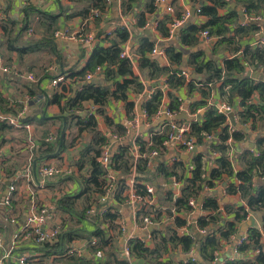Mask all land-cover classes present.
I'll return each instance as SVG.
<instances>
[{
  "label": "trees",
  "instance_id": "1",
  "mask_svg": "<svg viewBox=\"0 0 264 264\" xmlns=\"http://www.w3.org/2000/svg\"><path fill=\"white\" fill-rule=\"evenodd\" d=\"M74 1V0H71ZM155 0H145L142 10L134 13L136 26L141 29H146L148 22L147 15L155 12ZM193 4L199 5V16L206 18L203 25H190L185 27L180 34V43L183 47L189 49L186 62H183L182 51H177L173 46L164 49V54L169 62V66H163L159 60L151 59L149 53L155 47V41L148 36L141 34L139 45L135 54L138 57L139 71L147 77L148 80L158 83L160 76H166L165 83L171 92L167 93L169 98V109L178 111V98L173 95L172 91L186 86L188 93L191 94L197 91L202 100L197 101L189 106L190 114H196L198 110L204 108V113L200 121L190 122V136L196 139L197 145H208L209 151L216 152L218 157L214 159V166L207 172L205 160L202 154H198L191 158L193 168L190 171L189 177H184L183 161L167 164L166 162L159 163L154 172H149L147 161L144 158H139L134 161L129 155L127 146L119 145L115 148V152L111 157L110 169L116 174L117 191L114 201L120 203L123 198L122 194L126 190V179L134 172L136 174L137 192L144 195V182L151 183L157 180V177L170 179L175 176L182 182L180 195L173 197V192L168 187L160 189L158 201L161 205H168L173 208L176 213L189 214L191 208L188 206L189 198H195L196 202L201 200L198 211L210 213L206 215H195L194 225H189V235L178 234L177 229L185 226L186 221L175 218L174 224L167 227L164 231L153 230L151 232L152 247H147L137 239L128 242L130 254L132 258L140 260L141 264H169L163 261V257L176 249H180L182 253H189L191 250H196L197 256L194 260L187 258L184 262L178 264H213L216 259V254L221 248V243L228 242L236 234V223L241 222L246 218L247 212L243 206L231 209L229 205L223 207L224 211L233 213V220H226L225 223H220L221 210L217 197L212 191L217 185H221L227 181L226 193L232 197L238 195L247 206L248 210L256 212L264 209V185L254 187V178H264V44H260L255 40V35L260 31V26L256 22H246L240 24L241 17L237 11V7L241 8L244 15L247 17H263L264 18V0H190ZM94 10L98 11V16L91 14V18L96 22H101V18L105 13L110 11L111 6L107 5L104 0H93ZM140 0H119V10L124 17L132 14ZM234 3L236 8H231ZM61 10H63L61 8ZM226 12L221 15L220 11ZM39 16L38 28L43 31V37L39 40H24L23 34L30 27L31 18L29 14L24 19L20 27H16L14 21H7V26L3 27L4 41L1 46L8 54L15 53L19 62L28 54H37L44 52L47 55L54 57L55 63L60 64V56L56 50L54 41L55 33L58 29L59 15L37 11ZM177 19L181 18L180 13H177ZM172 23L168 17L161 20H156L155 30L163 38L169 36V24ZM102 31V29L100 28ZM207 31L210 37L216 38L211 56H207L205 51L197 49L199 45V34L201 31ZM100 31V32H101ZM132 31L126 28L116 29V38L111 42L109 47L97 45L92 49V52L86 61L82 70L75 75L80 79L82 85L80 89L72 94L71 89L65 95V89L62 88L61 93H56L50 99L51 104L59 106L60 115L58 118L60 126L55 137L56 142L52 139L47 140L48 130L43 127L48 120L40 116H25L18 117L21 124H29L35 127H41V136L37 139L33 135L32 140L35 146L32 148L31 159L41 158L54 154L57 149L56 158L75 141L67 143L65 140L66 130L78 128V137H81L83 132L89 137L88 142L79 150V158L77 160L78 171L82 172L78 183L80 192L73 196H63L57 202L58 208L68 215H75L78 220H83L86 215V210L90 206V196H97L103 193V176L106 171L98 163V158L101 153V147L105 143V137L97 128V118L102 117L105 124L111 128L115 127V133L124 135L123 128L113 125L112 121L105 114V107L109 100H117L125 103V109L129 117L133 116V103L128 100V94L133 92L141 94L144 90V84L140 79L133 75L132 65L128 59L120 58L121 44H124ZM81 36V35H79ZM256 42L253 46L243 41ZM227 50L231 56L225 58L220 63L214 60L218 54V49ZM192 49V51H190ZM10 63V59L6 60ZM184 64V65H183ZM9 67L5 65V68ZM96 67H101L104 71V78L107 85H98L85 81L87 73L94 72ZM190 69L194 77L189 81L179 73L182 68ZM27 72L32 73L33 68L28 67ZM260 72L262 79H253L247 75V71ZM38 76L37 73H34ZM190 74V75H191ZM48 76V75H47ZM74 76V77H76ZM33 77V76H32ZM110 83V84H109ZM151 96L142 103V109L151 117L155 114L161 105L164 93L157 84L152 88ZM212 91L215 92L220 102L226 103L232 107L233 103L238 102L239 110L236 113L237 124L241 127L239 130L229 131L226 116L219 114L215 106L207 105V100L210 98ZM30 94H35V91L30 90ZM90 104L95 107L94 114H84L83 117L78 114L82 111L85 105ZM16 107H18L16 105ZM8 106V103L0 95V111L8 115L17 117L19 108ZM76 112V114H75ZM97 115V118H96ZM249 125V130L254 134V150L244 148L240 153H235V160L241 165V169L237 172L233 171V163L229 160L230 145L227 143L229 137L235 142V146L239 142L249 139V133L245 131V127ZM13 127L6 122L0 121V145L4 142V138L11 132ZM114 132V131H113ZM151 134L150 144H146L142 139H137L136 143L140 146V153L147 154L152 149L161 151V143L166 138V131L163 135L159 134L155 129L149 131ZM215 135V141H210L208 144L203 139L206 135ZM250 140V139H249ZM235 148V147H234ZM165 154L161 151V157ZM164 160V159H163ZM40 162H38L39 164ZM16 166V164H12ZM13 171V170H12ZM10 171V172H12ZM85 171V172H84ZM13 173V172H12ZM9 173L8 176H10ZM73 174L64 177L63 179H75ZM62 179V178H61ZM229 180L231 182H229ZM235 180V183L232 182ZM207 188L211 190L207 194L203 190ZM163 194V195H162ZM84 198L83 208L78 211L76 207L77 200ZM95 202V201H94ZM93 202V203H94ZM26 202L12 198L11 205L16 209L17 205L24 206ZM13 216L16 219H21L20 213L16 210ZM154 220L161 217V211L155 210ZM117 214L107 211L101 220V224L97 225L94 231H86L81 227H76L64 231L59 240L53 244H45L39 248H30L28 244L22 245L21 248L15 250L41 252V258H50L51 256L61 257L68 254L72 242L84 240L87 243L88 255L71 254L67 260V264H129L127 261L120 258V250L114 248L113 237L109 234L107 228L115 229ZM9 216L0 210V233L7 237L15 228L9 223ZM198 229H206L205 234H199ZM264 230V223H263ZM247 243H242L237 246V251L243 253L247 250H258V255L252 263L245 262L242 259H233L226 261L225 264H264V251L260 243L261 233L259 230L250 229L247 234ZM95 240V244L91 241ZM101 251L104 254L103 259L96 263L92 258L93 255ZM13 252V255H15ZM36 255L33 258H39ZM30 260V259H29ZM30 262V261H29Z\"/></svg>",
  "mask_w": 264,
  "mask_h": 264
},
{
  "label": "crops",
  "instance_id": "2",
  "mask_svg": "<svg viewBox=\"0 0 264 264\" xmlns=\"http://www.w3.org/2000/svg\"><path fill=\"white\" fill-rule=\"evenodd\" d=\"M145 0H140V3L136 6L134 9L135 12L132 14H128L125 17L121 15V12L119 10V0H114L112 2L111 9L108 11V13H105L103 17L101 18V22H96L91 18V14L94 10V2L93 0H0V95L2 98L8 103V106H11L13 108L16 107V105L19 108L18 114H22L21 117L25 116H40L48 120L47 124L43 127V129L48 130V137H52V141L56 142V135L57 130L59 126L61 125L58 118L62 116L60 115V109L59 106L55 104L50 103V99L52 96L56 93H61L62 88L65 89V95L68 94L69 89H71L72 94L75 93L76 90L80 89L82 82L79 78L75 75L80 70H82L86 64V61L88 60L92 49L97 45H102V47L106 48L111 45V42L116 38V29L117 28H126L128 31H132L130 33V36L128 40L121 44V52L127 50L128 53H130L133 57V61L131 63L132 65V72L133 75L138 77L140 81L144 84V89H151L156 87L157 84H159L160 89L164 88L162 92L164 93L163 99L161 101V105H169V98L167 96V93L171 92V90L167 87L165 80L166 76H160L158 83H155L154 81H150L147 79V77L140 73L139 71V62L138 57L135 54V51L138 48L139 45V38L141 34H144V36H148L151 40L155 41V46H157L159 49L164 50L167 47L173 46L177 51H187L186 54L183 52V62H186V59L188 57L189 49L183 47L180 43V34L181 31L190 25H203L206 22V18L199 16L196 13V10L199 8V5L193 4L190 0H167V3L171 5L173 8V13L168 14L165 12V5L156 3V0L154 1L156 7L155 12L147 15L148 22L146 24V29H141L136 26V19L134 17V13H137L138 11L142 10V7L144 6ZM234 4V3H232ZM231 4V5H232ZM230 5V6H231ZM61 8L63 10H61ZM192 8L195 9L193 13H191ZM232 8V7H231ZM236 8V5H235ZM239 8V7H237ZM236 8V9H237ZM241 9V8H240ZM242 10V9H241ZM37 11H42L45 13H52L59 15L58 20V35L55 36L54 41L56 44V50L60 56V64L58 66L57 63L54 61V57H51L47 55L44 52L37 53V54H28L22 62H19V59L17 57V54L11 53L8 54L4 51V47L1 46L3 44L4 39V33H3V27L7 26V21H14L16 23V27H20L23 23L24 19L27 17V14H29L31 18L30 27L27 31L23 34V39L30 41V40H39L43 37V31L38 28V21L39 16L37 14ZM243 11V10H242ZM187 12L189 14L188 18L185 20V23L182 27L177 29L173 34H170L167 38H162L157 31L155 30L156 27V20H161L164 17H168L170 20L176 18L178 16L177 13L182 14L181 17L184 15V13ZM226 11L222 10L220 11V14L223 15ZM244 14V12H243ZM247 16L244 15L245 22L239 21L240 24H245L246 22L250 21L249 19H246ZM177 19V18H176ZM261 30L255 35V40H258L259 34L264 33V18L261 17V20L259 22H256ZM102 29V31L100 30ZM169 30L171 29V24L168 26ZM101 31V32H100ZM81 35V36H79ZM93 36L94 40L90 45H86L80 42L81 37L85 36ZM199 38V45L197 46V49L205 51L207 56H211V50L213 49L214 43L216 41V38L211 37V42H205L202 41L201 37ZM247 40L246 42L243 41V46L245 43H249L253 46L256 42ZM248 43V44H249ZM192 51V49L190 50ZM218 55L215 56L214 60H218L220 63L223 59L228 58L231 56V53L227 52V50H222V48L218 49ZM150 57V56H149ZM10 59V63L7 64L6 60ZM151 58V57H150ZM152 59V58H151ZM159 60V62L165 66H169V62L164 55L163 57H157L155 58ZM5 65L9 66L7 71H4ZM184 65V64H183ZM32 67V73L27 72V68ZM47 66V67H46ZM42 67H46L44 70L41 69ZM185 71L188 74V80L189 81L194 74H191V71L189 68L185 70L183 67L181 71ZM189 70V72H188ZM34 73H37L38 76H35ZM248 73H258L257 71H253L249 69L247 71V75L250 76ZM191 74V75H190ZM260 74V73H258ZM48 75V76H47ZM28 76H33L34 80H29ZM76 76V77H74ZM251 77V76H250ZM254 79V78H253ZM95 81V83H93ZM91 83L98 84V85H107L104 78V71L94 73V77L91 80ZM110 84V83H109ZM155 85V86H154ZM30 90L35 91V94H30ZM153 91V90H152ZM173 95H175L177 98H180L183 104V107L186 109H189V106L197 101L202 100L201 95L194 91L191 94L188 93L187 87L183 86L179 88V90L172 91ZM139 94H135L133 92H130L128 94V100L133 103V116L129 117L127 114V111L125 109V103L122 101L117 100H109L106 107H105V114L106 116L112 121L113 125L120 126L123 128V131H126L125 126V120H131L132 118H137L139 120V123L137 127L134 129H130L131 132L126 137L125 143L132 142L137 139H142L146 144H149L151 134L149 131L151 129H157V126L159 125L158 122H156L153 118L150 120H144L143 117L140 115V113L143 112L142 109V103L146 101L148 98L146 97L144 99L143 97H140ZM41 97V98H40ZM237 101V100H236ZM233 103V106L227 105L226 103L220 102L217 98V95L214 91H212L210 98L207 100V105L215 106L216 108L218 105L225 104L232 108L233 112L236 113L239 110L238 102ZM91 110H93V113L95 112V107H93L90 104L85 105L84 109L78 114H80L81 117L84 116V114L91 113ZM141 110V112H140ZM204 113V108L200 109V112L197 114L202 115ZM1 115L14 117L12 115H8L5 113H1ZM17 114V116H18ZM76 114V112H75ZM188 114V113H187ZM196 114V115H197ZM189 115V114H188ZM136 116V117H135ZM97 118V115H96ZM201 120V119H200ZM163 121V119H161ZM193 121H196L194 119ZM30 129H16L12 128L11 132L6 135L4 138V142L0 145V198L1 196H5L7 194L6 188L9 185V179L14 173L17 172V175L22 172L23 168L26 167L29 163L32 165L33 169V162L37 160L35 168L40 164H47V165H54L57 168L62 169L63 171H69L71 174H73L75 179L67 180V179H61V178H53L52 180H48L46 183H44L42 188H37L35 193V201L37 206L39 207H47V211L50 214V219L46 223V227L51 226H62L64 225L65 231L69 229H73L76 227H81L85 229L86 231H94L97 227V223L101 224L102 218L100 217H88L85 213L86 217L83 220H78L75 215H68L67 213L62 212L57 205V202L60 198L63 196H73L80 192V186L78 183L79 177L82 175V172L78 171V168L76 166L77 160L79 158V150L85 146V144L88 142L89 137L86 134V132H83L81 137H78V128L75 127L70 130H66L65 132V140L67 143H71L75 141V143L69 147L66 151L62 152L57 158H56V152L49 157V155L45 156L46 159H43L40 161L41 158L31 159L32 156V149L29 148V145L27 143L28 137L33 138V135L35 138H39L41 136V127H35L33 125H30ZM97 128L101 132V134L107 133L111 130L109 128L102 117L97 118ZM247 129V133H249V139L245 140L243 142H239L236 144L234 148L233 153V171L237 172L241 169V165L235 160L236 155L240 153V151L244 150V148H249L251 150H254V134L249 130V125L245 127ZM115 127H113V131L115 132ZM215 141V135L214 139ZM209 142H207L208 144ZM250 143H252V148L249 147ZM35 146V142H34ZM207 151H209L208 145H199L196 146L195 151L191 153L182 152L180 160L183 161L184 165V177L190 176V171L193 168L191 163V158L202 154L205 160V166L207 169V172H209L212 167L214 166V158L211 154L207 155ZM236 151V153H235ZM56 154V155H55ZM176 155L175 151L169 149L166 151V153L161 157V160H156L151 167H148L149 172H154L156 166L161 162H166L167 164H171V159L174 158ZM164 159V160H163ZM38 162H40L38 164ZM12 164H16V166H12ZM13 170V171H12ZM12 171V172H10ZM34 171V170H33ZM85 172V171H84ZM9 173L10 176H8ZM136 174L134 173V176H130L126 179L127 183V191L125 194H128L130 192V189L132 187V181L136 178ZM36 179V178H35ZM78 179V180H77ZM4 180V181H3ZM142 183L141 181H138L136 184ZM229 182H231L229 180ZM232 182L235 183V180ZM8 183V184H7ZM143 184H147V182H144ZM154 187V196L152 198H148L145 203H142L140 206L138 205H132V204H126L125 201L122 203H117L115 201H109L108 207H110L112 213L117 214V220L115 222V229L109 228L106 224H103V227L107 228L109 231V234L113 237V244L114 248H118L120 250V258H121V250L123 247V244L126 243L129 237H141V238H151V232L149 228L146 230H141L140 227L142 226L141 222V216L144 214H151L155 215V210L160 211L159 209H162V207L169 208L168 205H161L158 201V194L157 192L160 189H164V186L168 187L169 189L174 192V189L169 183V179H163L160 177H157V180H153L150 183ZM264 185V178H254V187L263 186ZM226 183L224 182L221 185H217L212 191L214 192V195L217 197V200L219 202V208L221 210V220L220 223H225L226 220H233L234 214L229 213L230 211L225 212L223 207L225 205H229V208L234 209L238 208L240 206H243L242 200H240L239 196H227L226 193ZM22 190V189H20ZM211 190H204L203 192L207 194ZM163 195V194H162ZM174 195V194H173ZM92 196L95 198L98 197L96 194H92ZM18 197V196H17ZM175 197V196H174ZM176 198V197H175ZM21 199L25 202L22 198ZM201 200H199L197 203H200ZM245 206V205H244ZM23 206L17 205L16 210L19 213L23 212ZM81 210L82 208L79 207ZM88 209V208H87ZM13 214H15L13 212ZM196 214L199 215H206L208 216L210 213L208 212H201L197 211ZM191 214L188 216V214H182L178 213L175 214L173 220H168L171 216L168 215V213L161 211V217L157 220L159 224V230L164 231L167 227H171L174 224L175 218H180L184 221L190 222L189 225L193 224L195 228V215ZM247 218L243 219L241 222L236 223V234L235 236L230 239L228 242H222L221 248L216 254V259L213 262V264H225L226 261H232L233 259H242L245 262L252 263L251 261H254V258L258 255V250H247L240 255L234 254V248L236 247L237 241L239 238L248 236V232L250 229L259 230L261 233L260 243L263 246L264 251V230H263V223H264V209L260 211H247ZM26 214L24 213V216L21 220L25 218ZM69 220V222H67ZM119 224H123V227L125 229L124 234H120L119 232ZM185 224V225H186ZM139 228V229H138ZM189 227L185 228V226L178 228V234L180 236L182 235H189L191 232L195 231H189ZM157 229V228H156ZM11 233V232H10ZM9 233V234H10ZM1 236L4 237L5 245L8 247L10 241V237L6 236L3 233H0ZM239 237V238H238ZM152 242V240H151ZM153 244L150 245L152 247ZM71 247H77L79 250V253L76 254L77 257L80 254L88 255L87 250V243L84 240L74 241L71 244ZM70 247V248H71ZM17 251V250H16ZM31 253V255H36L39 257L41 252L39 253L34 252L32 250H27ZM25 251V252H27ZM195 256H197L196 250L194 251ZM51 257H57V256H51ZM50 257V258H51ZM104 254L101 251L96 252L93 255V259L96 263L100 262L101 259H103ZM49 258V259H50ZM38 259V258H36ZM35 259V260H36ZM55 259V258H54ZM187 259V256L181 252L180 249H176L173 252H170L169 254L165 255L163 257V261L168 262L169 264H178L180 262H184ZM142 262L137 259H133L131 264H141ZM11 264V263H8Z\"/></svg>",
  "mask_w": 264,
  "mask_h": 264
},
{
  "label": "built area",
  "instance_id": "3",
  "mask_svg": "<svg viewBox=\"0 0 264 264\" xmlns=\"http://www.w3.org/2000/svg\"><path fill=\"white\" fill-rule=\"evenodd\" d=\"M107 5H111L114 0H104ZM156 3L165 5V12L168 14L173 13V8L170 4L167 3V0H156ZM200 10L197 9L196 13L199 14ZM92 14L97 17L98 11H93ZM189 14L187 12L184 13V15L180 19H172L171 23V29L170 34H173L177 29L183 26L185 23V20L188 18ZM246 19L251 20L252 22H259L261 20V17H246ZM261 30V28H260ZM263 34V36H260ZM58 35V32L55 33V36ZM258 36V34H256ZM199 36L201 37L202 41L211 42V37L209 36V33L205 31H201ZM80 42L86 45H90L92 41L94 40L93 36H85L81 37ZM259 43L264 44V33L259 34L258 37ZM164 50L159 49L157 46H155L152 51L149 53V56L152 59H155L157 57H163ZM120 58L128 59L131 63L133 61V57L130 53L127 52V50L121 52ZM8 68H4V71H7ZM101 67H96L94 72L87 73L85 76V81L91 82L92 78L94 77V73L102 72ZM260 73V72H258ZM179 75L183 76L185 80H188V74L183 70L179 73ZM29 80H34L32 76L28 77ZM161 90H165L164 88H161ZM153 91L151 89H144L143 92L140 95V97H143L144 99L147 97L149 98L151 96V93ZM138 95V96H139ZM179 107L178 111H171L169 109V105H160V107L157 109L155 114L151 117H149L145 111L140 113V115L143 117V119L146 121L150 119H154L156 122H158L157 126V132L161 135H163L164 131H166V138L162 141L160 149L163 152L166 153L167 150L171 149L175 151L176 155L174 158L171 159V163L173 162H179L182 152L186 153H193L195 151V148L197 145L196 139L193 136H190V122L194 120L197 113L200 112V110L197 111L196 114H190L189 109L183 107L182 101L180 98H178ZM217 112L219 114H223L226 116L227 124L229 127V131L232 132L234 130H239L241 127L238 125V127H235L231 124V119L228 117V113L233 112L232 108L221 104L218 105L216 108ZM141 112V110H140ZM189 115H188V114ZM234 113V112H233ZM94 114L93 110H91V113H88V115ZM184 114L186 116V119H179V117ZM22 114H18L17 117H10L0 114V121L6 122L7 124L11 125L12 127L16 129H30L29 124H21L18 117H20ZM136 117V116H135ZM163 119V121H161ZM233 120L237 124V119L234 113ZM139 123V120L137 118H132L131 120H125V126L126 131H124V135H118L117 133L110 130L107 133L102 134L105 137V143L101 147V153L98 158V163L102 166V168L106 171L105 175L103 176V193L99 195L95 202L91 204L88 209L86 210V214L88 217H101L107 212L111 211L110 207H108L109 201H114L115 193L117 191V185H116V174L110 169L111 164V157L113 153L115 152V148L117 146H127L129 149V155L131 158L136 161L139 158H144L147 161V167H151L153 163L159 159L161 160V151L152 149L147 154H141L140 153V146L136 143V140L125 143L126 137L131 132L130 129H134L137 127ZM52 139V137H48L47 140ZM214 139L213 134L206 135L203 139L204 142H210ZM27 143L29 145V148L32 149L34 147V141L31 139V137H28ZM227 143L231 146L229 151V160L233 161V153H234V147L235 142L231 137L228 138ZM150 144V141H149ZM148 144V145H149ZM212 157L215 159L218 157V154L216 152L210 153ZM72 173V172H71ZM69 171H63L60 168H57L54 165H47V164H40L38 165L35 170L33 171L32 165L29 163L26 167L23 168L22 172L17 175V172L14 173L9 179V185L6 188L7 194L5 196H1L0 198V210H2L7 216H9L10 220L9 223L11 226H15V228L11 231L9 234L10 237V243L8 247L5 245L4 237L0 235V264H29V259H32L33 256L30 252L25 251H18L15 253L14 251L21 248L22 245L28 244L30 248H39L45 244H53L58 242L59 236L65 231V227L62 226H51L46 227L47 221L51 218L49 212L47 211V207H39L36 204L35 201V193L37 188H42L44 183H46L48 180H52L53 178H64L66 176L71 175ZM134 176V172L131 174ZM36 178V179H35ZM4 181V180H3ZM132 187L130 189V192L128 194H125L127 191V183H126V190L122 194L123 201H125L126 204H132L138 207L142 203H145L148 198H152L154 194V187L147 183L144 185L145 194L141 195L137 192L136 189V178L131 182ZM169 183L174 189L173 197H178L180 195V189L182 187V182L178 180L175 176H172L169 179ZM140 184V182H139ZM22 189V190H20ZM204 190L208 191L207 188ZM203 190V191H204ZM16 198H22L25 200L26 204L22 207L23 212L20 213V217L23 218L24 213L26 214L25 218L23 220L16 219L15 216H13V212L15 211L14 208L11 205V201L13 197ZM18 196V197H17ZM174 197V198H175ZM243 202V201H242ZM120 204V203H119ZM243 202V207L245 211H248L247 206ZM188 206L191 208V212L188 214L190 216L191 214H196L199 210L200 203H197L195 198L191 197L188 200ZM160 211H164L168 213V215L171 214L168 220H173L175 214H178L175 212L173 208H165L162 207V209H159ZM248 215V214H247ZM154 216L151 214H144L141 216V222L142 226L140 227L141 230H146L150 227L157 228L159 230V224L157 220H154ZM247 218V217H246ZM190 222L187 221V224L185 225V228L189 226ZM96 225H99L97 223ZM155 228V229H156ZM139 229V228H138ZM199 234H205L206 229H198L197 230ZM119 232L120 234L125 233V229L123 227V224H119ZM137 239L141 243H143L145 246L150 247L152 244L151 238H141V237H129L126 243L123 244L122 250H121V259L127 261L129 264H131L133 258L130 254V249L128 242L130 240ZM248 239L246 236L239 238L237 241L236 247L241 245L242 243H247ZM91 244H95V240L91 241ZM234 248V254L240 255L237 251V248ZM13 252L15 255H13ZM79 250L77 247H71L68 250V254H78ZM187 258L194 260L196 258L194 254V250H191L189 253L185 254Z\"/></svg>",
  "mask_w": 264,
  "mask_h": 264
},
{
  "label": "rangeland",
  "instance_id": "4",
  "mask_svg": "<svg viewBox=\"0 0 264 264\" xmlns=\"http://www.w3.org/2000/svg\"><path fill=\"white\" fill-rule=\"evenodd\" d=\"M46 67H42L41 69L44 70ZM94 199L95 198L91 195L89 202L86 205L89 206V205L93 204ZM83 205H84V198L77 200L76 207H77L78 211H80L79 207L83 208ZM67 222H69V220ZM70 225H71V223H70ZM70 255L71 254H66V255L61 256V257H51L50 259L39 257L38 259L35 260V258H32V259H30L29 264H67V260L69 259V257H71Z\"/></svg>",
  "mask_w": 264,
  "mask_h": 264
},
{
  "label": "water",
  "instance_id": "5",
  "mask_svg": "<svg viewBox=\"0 0 264 264\" xmlns=\"http://www.w3.org/2000/svg\"><path fill=\"white\" fill-rule=\"evenodd\" d=\"M231 7L232 8H235V4H232L231 5ZM195 11V9L194 8H192V10H191V13H193ZM237 11H238V13H239V15H240V17H241V21L242 22H245V18H244V14H243V11L240 9V8H237ZM190 14V13H189ZM260 36H263V34H261ZM184 54H186L187 53V51H184V50H181ZM188 72H189V70H188ZM252 78H254V79H262V76H261V74H258V73H253V74H250V73H248ZM192 77H194L193 75H192ZM93 83H95V81H93ZM155 86V85H154ZM41 98V97H40ZM233 116H234V113L233 112H230V113H228V117L231 119V124L233 125V126H235V127H238V124H236L235 123V121L233 120ZM179 119H186V116L184 115V114H182L180 117H179ZM194 119H196V121H200V119H201V114H197L196 116H195V118ZM245 131L247 132V129H245ZM249 147L250 148H252V143H250V145H249ZM58 153V151L56 152V154ZM55 154V155H56ZM50 156H52V155H49V157ZM36 163H37V160H35L34 162H33V170H35V166H36ZM8 184V183H7ZM153 230V227H150L149 228V231L151 232ZM239 238V237H238Z\"/></svg>",
  "mask_w": 264,
  "mask_h": 264
}]
</instances>
